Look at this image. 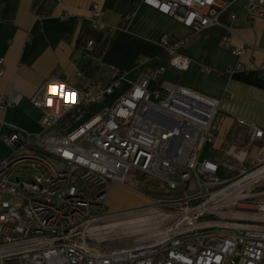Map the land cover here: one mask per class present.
<instances>
[{
	"label": "built area",
	"instance_id": "built-area-1",
	"mask_svg": "<svg viewBox=\"0 0 264 264\" xmlns=\"http://www.w3.org/2000/svg\"><path fill=\"white\" fill-rule=\"evenodd\" d=\"M237 1L142 4L201 32L221 26L223 16L232 23ZM242 1L250 17L264 18V0ZM101 15L91 7V29L98 32ZM185 42L161 37L166 65L147 70L127 87L117 67L109 66L111 77L105 81L99 59L96 79L83 68L75 73L78 85L46 82L30 98L40 112L38 133L0 120V141L10 150L0 162V264H264V129L235 117L228 139L210 150L219 101L162 79L166 68L189 69L190 59L180 52ZM221 44L229 47V39ZM93 51L88 40L82 50L86 61L94 59ZM247 51L241 45L231 53L239 58ZM136 62L141 67L145 60ZM243 70L237 63L220 76ZM256 70L264 74V63ZM3 71L0 57V77ZM17 101L3 97L0 109ZM3 127L14 132L2 135ZM130 175L163 185L165 193L145 198L149 206L169 210L175 221L158 242L103 249L93 225L119 215L106 213L107 194L113 182L124 185ZM227 205L240 214L235 225L219 231L202 224L207 214Z\"/></svg>",
	"mask_w": 264,
	"mask_h": 264
},
{
	"label": "crops",
	"instance_id": "crops-1",
	"mask_svg": "<svg viewBox=\"0 0 264 264\" xmlns=\"http://www.w3.org/2000/svg\"><path fill=\"white\" fill-rule=\"evenodd\" d=\"M92 6L102 13L99 30L107 36L97 61L103 79L106 73L111 77L109 66L117 67L124 73L127 87L147 70L166 65L158 44L161 37L183 39L186 42L180 52L190 59L189 69L178 73L166 68L162 79L218 100L219 114L225 118L233 121L239 117L264 129V74L256 70L264 63V18L250 17L242 0L232 6L236 16L232 23L223 16L221 26L201 32L183 27L142 0H0V57L4 60L0 103L7 96L18 99L13 107L0 109V120L38 133L40 112L32 107L30 98L48 81L79 84L75 73L84 68L86 60L83 41L78 39L91 29ZM223 38L229 39V47L222 46ZM241 45L248 51L239 58L233 56L231 50ZM140 58L145 63L137 67ZM237 63L243 71L220 76ZM98 74L99 68L89 78L96 79ZM13 132L2 128V135ZM255 150L252 148V156ZM9 155V148L0 141V162Z\"/></svg>",
	"mask_w": 264,
	"mask_h": 264
},
{
	"label": "rangeland",
	"instance_id": "rangeland-1",
	"mask_svg": "<svg viewBox=\"0 0 264 264\" xmlns=\"http://www.w3.org/2000/svg\"><path fill=\"white\" fill-rule=\"evenodd\" d=\"M104 80H110L108 73L104 75ZM232 125V120L219 114L218 132L211 143V151L220 149L227 140L226 134L231 131ZM53 133L56 132L50 131V134ZM204 156L211 157L210 153H204ZM223 173L224 171H219V176L224 177ZM10 179L13 178L10 177ZM165 192L163 185L155 186L146 180L136 179L132 175L126 179L124 185L113 182L107 194L105 210L109 215H119L104 218L93 225L96 243L103 249H119L158 242L175 219L166 208L156 209L149 206L145 196ZM137 208H142L143 211L128 216L121 215L124 211ZM238 217L240 214L227 205L207 214L202 224L211 225L219 231H227L223 227L235 225Z\"/></svg>",
	"mask_w": 264,
	"mask_h": 264
},
{
	"label": "trees",
	"instance_id": "trees-1",
	"mask_svg": "<svg viewBox=\"0 0 264 264\" xmlns=\"http://www.w3.org/2000/svg\"><path fill=\"white\" fill-rule=\"evenodd\" d=\"M88 40H93L94 42V51H93L94 59L86 61L84 68L88 78L89 77L92 78L95 75V72H97L98 70L96 60L101 57V55L105 50L107 43V36L104 33L95 31L93 29H89L87 31H84L82 36L79 37L78 41L79 42L83 41V46H84Z\"/></svg>",
	"mask_w": 264,
	"mask_h": 264
},
{
	"label": "snow or ice",
	"instance_id": "snow-or-ice-1",
	"mask_svg": "<svg viewBox=\"0 0 264 264\" xmlns=\"http://www.w3.org/2000/svg\"><path fill=\"white\" fill-rule=\"evenodd\" d=\"M149 2H151V0H149ZM208 2L211 3V0H208ZM165 10H166V9H165ZM62 87H63V86H61V89H62ZM52 91H53V89H52V87L50 86V89H49L50 94L52 93ZM69 95H71V94H69ZM69 102H70V101H69ZM48 103H49V105H51V103H52L51 100H49Z\"/></svg>",
	"mask_w": 264,
	"mask_h": 264
}]
</instances>
